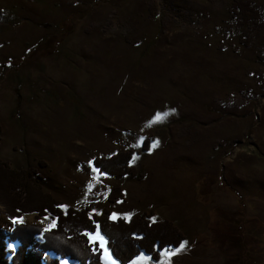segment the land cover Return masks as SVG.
<instances>
[{"label": "rangeland", "instance_id": "rangeland-1", "mask_svg": "<svg viewBox=\"0 0 264 264\" xmlns=\"http://www.w3.org/2000/svg\"><path fill=\"white\" fill-rule=\"evenodd\" d=\"M231 1L0 0V224L153 213L185 247L128 264H264V31ZM129 150L131 176L93 165Z\"/></svg>", "mask_w": 264, "mask_h": 264}, {"label": "trees", "instance_id": "trees-1", "mask_svg": "<svg viewBox=\"0 0 264 264\" xmlns=\"http://www.w3.org/2000/svg\"><path fill=\"white\" fill-rule=\"evenodd\" d=\"M254 2L256 1L232 0L229 3L227 8L232 18L229 25L234 26L235 32L241 30L245 35L264 31V9L256 4L255 6ZM245 41L247 42V38ZM135 155L136 152L129 150L114 157L98 158L93 165L101 174L114 178L123 175L125 178L130 175L126 171L132 169L136 161ZM6 170H9L12 176L17 175L16 170ZM27 179V186L37 185L33 183L32 178ZM37 188H41L39 184ZM19 190L21 192L18 187ZM117 192L116 197H122L119 187ZM111 196L109 195V198ZM17 202L26 203L23 197H19ZM40 207L32 211L42 214ZM62 207L61 203L56 202L43 206V210L56 219L55 227L48 231L36 225L16 221L9 229L0 224V264H61L62 261L68 264H103L98 242L92 241L91 237L96 231L104 237L106 247L119 264H128L141 254L156 261L162 251L178 248L185 239L184 234L172 221L152 220L153 213H144L128 222L117 219L116 223H119L116 226L121 231L115 233L114 230L111 234L109 228L112 222L108 221L110 217L107 214H102L101 217L93 215V220L90 221L87 209L68 210L64 214ZM17 209L19 212L26 211L23 208ZM104 215V220L109 222L106 227L102 224ZM10 218L18 219L19 215L15 214Z\"/></svg>", "mask_w": 264, "mask_h": 264}, {"label": "snow or ice", "instance_id": "snow-or-ice-1", "mask_svg": "<svg viewBox=\"0 0 264 264\" xmlns=\"http://www.w3.org/2000/svg\"><path fill=\"white\" fill-rule=\"evenodd\" d=\"M112 218L115 219V216H113ZM153 219H155V218H153ZM46 231H47V229H46ZM94 239H99V241L101 242V246H102V247H105V243H106V242L104 241V237H103L102 235H100L99 231H97V233H96ZM184 247H185V244L182 243V244L180 245V247L177 249V251L182 250ZM105 252H107L106 247H105ZM107 258H108V259H111L110 256L107 257ZM113 264H115L114 261H113Z\"/></svg>", "mask_w": 264, "mask_h": 264}]
</instances>
